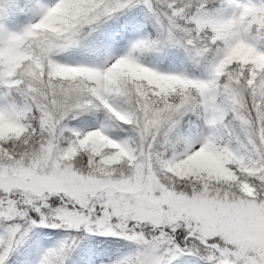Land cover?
I'll return each instance as SVG.
<instances>
[{"label":"snow or ice","instance_id":"6c2138e0","mask_svg":"<svg viewBox=\"0 0 264 264\" xmlns=\"http://www.w3.org/2000/svg\"><path fill=\"white\" fill-rule=\"evenodd\" d=\"M0 264H264V0H0Z\"/></svg>","mask_w":264,"mask_h":264}]
</instances>
